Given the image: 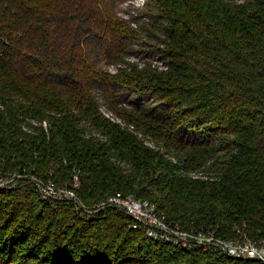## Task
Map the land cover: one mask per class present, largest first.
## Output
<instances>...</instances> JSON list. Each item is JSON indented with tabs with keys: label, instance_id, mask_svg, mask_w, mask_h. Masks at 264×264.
<instances>
[{
	"label": "trees",
	"instance_id": "trees-1",
	"mask_svg": "<svg viewBox=\"0 0 264 264\" xmlns=\"http://www.w3.org/2000/svg\"><path fill=\"white\" fill-rule=\"evenodd\" d=\"M122 1L0 0V172L19 177L0 188V264H264L155 241L118 208L87 214L32 182L264 239V0H147L132 20ZM155 31L161 68L129 61Z\"/></svg>",
	"mask_w": 264,
	"mask_h": 264
},
{
	"label": "built area",
	"instance_id": "built-area-1",
	"mask_svg": "<svg viewBox=\"0 0 264 264\" xmlns=\"http://www.w3.org/2000/svg\"><path fill=\"white\" fill-rule=\"evenodd\" d=\"M146 3L147 0H142V8L145 7ZM133 25L136 26L134 23ZM102 111L112 120L121 123L123 126L126 125L121 118L106 107H103ZM44 125L47 126V123H44ZM146 144L154 148L157 147L154 142L146 141ZM18 178L17 175H4L0 172V188H15L18 184ZM31 179L45 200L73 205L77 209L84 210L87 214L97 213L109 206L118 208L133 220L131 228L137 229L143 226L148 237L155 241L169 243L179 248H203L231 258L264 262V239H254L241 229L237 230L235 237H225L218 234L213 228H194L178 222H168L164 216L157 213L154 203L139 199L134 194L123 192H118L109 197L97 207L88 208L74 187L60 186L52 179L44 180L34 176Z\"/></svg>",
	"mask_w": 264,
	"mask_h": 264
},
{
	"label": "rangeland",
	"instance_id": "rangeland-1",
	"mask_svg": "<svg viewBox=\"0 0 264 264\" xmlns=\"http://www.w3.org/2000/svg\"><path fill=\"white\" fill-rule=\"evenodd\" d=\"M129 0H124L122 3L118 4V15L127 20H132L133 18H136L138 16H142L143 14L147 13V3L145 7L142 8V0H131L127 3ZM236 1H244V0H236ZM127 3V4H126ZM140 19V18H139ZM145 20V19H143ZM146 21H143V23ZM134 27V26H133ZM136 28V27H134ZM161 31V30H160ZM163 36L161 35V32L155 31L154 36H146L143 37L140 43H137L135 45L136 51H140L139 53H135L132 57H129L128 60L131 62H137V63H152L153 66H157L161 68L162 61H163V54L161 53L162 47V41ZM104 68L108 71L115 72V68L113 66H109L107 64L104 65ZM97 93H100L101 91L98 89L96 90ZM142 104L144 107H161L160 101H157V99H152V97H142ZM160 109V108H159ZM158 111V110H157ZM169 158H172L175 160L172 156H169Z\"/></svg>",
	"mask_w": 264,
	"mask_h": 264
},
{
	"label": "water",
	"instance_id": "water-1",
	"mask_svg": "<svg viewBox=\"0 0 264 264\" xmlns=\"http://www.w3.org/2000/svg\"><path fill=\"white\" fill-rule=\"evenodd\" d=\"M249 260H251V259H249Z\"/></svg>",
	"mask_w": 264,
	"mask_h": 264
}]
</instances>
